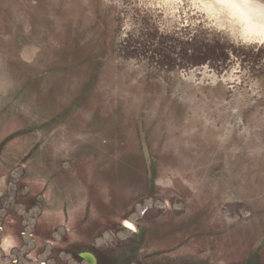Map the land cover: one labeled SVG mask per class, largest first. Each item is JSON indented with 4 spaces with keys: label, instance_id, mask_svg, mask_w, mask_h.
Listing matches in <instances>:
<instances>
[{
    "label": "water",
    "instance_id": "1",
    "mask_svg": "<svg viewBox=\"0 0 264 264\" xmlns=\"http://www.w3.org/2000/svg\"><path fill=\"white\" fill-rule=\"evenodd\" d=\"M193 12L0 0V209L80 264H264V47Z\"/></svg>",
    "mask_w": 264,
    "mask_h": 264
},
{
    "label": "clouds",
    "instance_id": "2",
    "mask_svg": "<svg viewBox=\"0 0 264 264\" xmlns=\"http://www.w3.org/2000/svg\"><path fill=\"white\" fill-rule=\"evenodd\" d=\"M207 30L244 48L264 47V0H188Z\"/></svg>",
    "mask_w": 264,
    "mask_h": 264
},
{
    "label": "rangeland",
    "instance_id": "3",
    "mask_svg": "<svg viewBox=\"0 0 264 264\" xmlns=\"http://www.w3.org/2000/svg\"><path fill=\"white\" fill-rule=\"evenodd\" d=\"M13 242L5 249L6 240ZM0 264H80L0 209Z\"/></svg>",
    "mask_w": 264,
    "mask_h": 264
},
{
    "label": "flooded vegetation",
    "instance_id": "4",
    "mask_svg": "<svg viewBox=\"0 0 264 264\" xmlns=\"http://www.w3.org/2000/svg\"><path fill=\"white\" fill-rule=\"evenodd\" d=\"M4 246H5V249L7 250V249H11L12 248V246H13V242L10 240V239H7L6 240V243L4 244ZM81 257V256H80Z\"/></svg>",
    "mask_w": 264,
    "mask_h": 264
}]
</instances>
